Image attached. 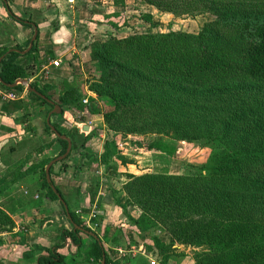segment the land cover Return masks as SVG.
I'll return each instance as SVG.
<instances>
[{
	"label": "trees",
	"instance_id": "1",
	"mask_svg": "<svg viewBox=\"0 0 264 264\" xmlns=\"http://www.w3.org/2000/svg\"><path fill=\"white\" fill-rule=\"evenodd\" d=\"M112 1L117 7L127 5V0ZM134 2L137 11L141 10V3L177 18L205 16L206 20L198 31L191 32L159 29L151 10H141L144 31L129 26L125 19L122 26L132 29L129 34L108 35L90 48L89 59L101 75L91 84L97 98L90 97L86 103L79 88L67 78L63 80L67 88L57 94L58 100L51 82L33 80L31 85L59 104L62 117L70 123L87 124L93 115L103 117L109 133L104 151L99 157L92 154L86 148L90 137L85 136L79 152L108 170L116 166L115 158L127 162L115 140L119 134L150 136L147 149L169 157L177 153L180 141L211 147V165L204 172L128 173L122 187L126 200L121 206L139 230L161 226L174 242L202 248L195 252V264H264V221H257L250 214L264 208V0ZM107 24L117 29L121 26L110 20ZM38 40L39 34L25 54L0 49V57L4 55L0 62V87L22 93L24 85H11L19 78H32L47 62L40 59ZM24 56L25 62L18 61ZM35 101L41 103L40 107L50 106L47 115L54 107L37 93L29 92L28 100L18 106L26 110L24 116L36 112ZM66 105L70 108L66 109ZM44 125L53 137L40 148L58 144L60 151L54 158L64 154L67 140L57 136L46 120ZM78 132V128H73L68 133L73 146L61 161L65 168L69 167L66 160L78 149ZM52 159L42 162L41 180L47 192L59 199L60 189L55 186V191L53 182L49 183L46 177L45 165ZM75 166L81 167L78 163ZM68 211L72 229L64 230V241L80 246L81 232L97 235L98 228H87L69 207ZM14 225L0 206V244L1 235ZM153 240L166 262L173 243L157 237ZM96 247L98 256L110 264L104 245L97 241ZM38 264L67 262L55 247L39 256Z\"/></svg>",
	"mask_w": 264,
	"mask_h": 264
},
{
	"label": "crops",
	"instance_id": "2",
	"mask_svg": "<svg viewBox=\"0 0 264 264\" xmlns=\"http://www.w3.org/2000/svg\"><path fill=\"white\" fill-rule=\"evenodd\" d=\"M94 1L0 0V49L7 48L9 51L27 53L37 28L40 59L47 62L43 63L42 68L35 75H45L48 72L49 75H53L52 78L60 79L63 77L60 67L53 66L51 62L57 59L63 60L66 54V57L73 61L78 58L76 53L80 58L83 57L84 51L80 52L77 48L76 40L82 37L81 34L86 36L87 29H91L92 20L99 22L93 7ZM105 2L109 5L107 12H112L110 16L108 15L109 19L116 18L113 13L118 12L120 7L115 6L112 0ZM128 2L127 0V4ZM100 21L105 20L100 19ZM71 49L75 50V58L70 56ZM50 53H56L58 57H48L47 54ZM26 59L24 56L18 61L25 62ZM26 91L25 87L22 91L24 95L21 96V93L18 100L24 101L28 98ZM8 102L9 111L5 109L6 103L0 102V206L11 216L15 225L1 235L0 264H38L39 256L48 254V250L55 247H58L59 252L65 256L67 264H98L103 258L98 256L97 241L107 250L111 259L110 264H152V262L195 264L193 254L197 251L196 248L174 242L171 235L161 226L141 231L129 220L121 206L126 200V194L122 190L125 182L111 187L105 185V178L109 176L105 165L91 160V163L97 165L98 176L94 178L92 175L88 178L89 181H84L90 159L80 152L76 159L72 154L70 159L73 160H66L68 168H65L61 161L54 163L50 173L51 181L60 189V194L65 198L68 207L80 219V210L85 212L86 208L89 211L97 206L102 212L98 216L100 225L96 236L85 231L80 233L82 239L80 246L70 240L64 241L63 232L72 229V224L62 201L53 198L43 186L40 167L47 158L54 159L60 147L56 144L45 150L44 147L40 148V145L49 143L53 135L43 134L42 137L37 138L35 133L31 134L33 114L24 116V110L18 107L23 104ZM51 123L65 131L67 127H74L77 122L70 123L61 114H53ZM79 125L78 123V129L81 127ZM65 133L64 135L69 136L66 131ZM94 140L95 138L90 140L91 144H87V147L93 151H95ZM99 142L101 143L96 142L99 147L96 151L98 156L104 151L105 139L102 141L101 137ZM119 149L125 156L129 154L128 150L124 152V147ZM77 150H81V147ZM114 162L122 163L117 158ZM77 163L80 168L75 166ZM48 164L45 165V169ZM119 172L136 173L126 170L125 167L119 168ZM95 180L99 181L98 185H93ZM121 180H125L124 177ZM86 183L89 186L85 190ZM154 237L169 244L173 243L170 258L166 262L163 252L154 243Z\"/></svg>",
	"mask_w": 264,
	"mask_h": 264
},
{
	"label": "rangeland",
	"instance_id": "3",
	"mask_svg": "<svg viewBox=\"0 0 264 264\" xmlns=\"http://www.w3.org/2000/svg\"><path fill=\"white\" fill-rule=\"evenodd\" d=\"M107 0H95L94 1V10L97 12V18L99 22L93 21V25H90L91 29H87L86 36L81 34L82 37L80 39H77V48L81 51H84L82 53V58H80V55L76 53L75 58V50L71 49L70 56L75 58V61L72 59H68L65 55V57L62 60V64L60 65V70L63 73V77L60 79L58 78H52L51 75L48 73V77H45L44 75H40L36 79L34 78L33 80H40L42 83H47L51 82L49 84H53L51 86H55L57 90H54V98L58 100V95L61 94V91L65 92L67 85H64L65 82L63 80L67 78L68 82L72 84V86L79 88V92L82 94V97L84 100H89L90 97H96V93L91 89V84L97 80L101 72L98 71L97 66L95 63L91 62L89 59V52L92 44L95 41L98 40H105L108 35H120V36H125L129 34L132 29H130L129 26L133 27H139V29H136L138 31H144V26L145 23L141 19V13L143 10L144 11H149L151 10L153 16H154V22L155 24H158V28L167 31L169 29H175V30H185V31H191V32H196L200 28V26L205 22L206 18L205 16H197V17H185V18H177L174 17L173 15H170L169 13L166 12H161L158 11L155 8H148V7H143V4H139V8L142 10H135L136 3L134 0H128V4L125 7H120L119 12H122L120 16H116V18H113L112 20L109 19L108 15L111 14L112 12H107L109 10V5ZM93 2V1H92ZM96 2V3H95ZM99 6H97V5ZM142 6V8H141ZM133 15V16H132ZM110 16V15H109ZM100 19L105 20V21H100ZM125 19L128 20L129 26H122L124 23ZM106 20H110L112 22H116L117 24L121 25L120 27L114 28L111 24H107ZM143 25V26H142ZM146 30V29H145ZM88 49V50H87ZM87 51V52H86ZM54 52V51H53ZM64 54V53H63ZM61 53V55H63ZM78 54V55H77ZM48 57H58L56 53H50L47 54ZM60 56V55H59ZM60 73V72H59ZM28 80L30 78H27ZM32 80V81H33ZM30 82V81H29ZM32 83V82H31ZM27 94L29 95V90L26 91ZM25 93V91H24ZM24 93L21 94V96L24 95ZM51 93V89L49 91ZM22 100V101H21ZM25 99L17 100L15 103L16 105L22 104L23 102L27 101ZM4 102V103H3ZM2 104L8 103V101H1ZM35 107L37 108L36 112L34 111L32 117V124L30 129L31 134L35 133L37 135V138L42 135L47 134L45 130V125L44 121L47 119L48 115L47 112L50 110V106H46V110H43L42 107H40L41 103L35 101L34 103ZM3 106V105H1ZM5 106V105H4ZM8 106V105H6ZM5 106L6 111H9L7 107ZM29 107V106H28ZM11 109V107H8ZM66 109L70 108L69 105L65 106ZM35 110V109H34ZM26 111V110H25ZM24 111V113H25ZM78 123L81 125V128L79 129L78 133H75L76 136V142L79 145L77 148L81 147L82 140H84L85 136H88V140L86 141V148L87 150H90V152L96 156H98V153L96 151L99 150L98 144L101 143L99 142V139L102 137V141L107 139L109 137L108 133V128L104 122L103 117L101 116H96L93 115L92 119L85 125L89 126L88 130H84L82 124L80 122L75 123L74 127H67L65 131H68V133H72L73 128H79L77 127ZM79 125V126H80ZM84 125V124H83ZM90 132V134H89ZM95 138L94 142V150L90 149L87 147V144H91L90 140ZM104 138V139H103ZM165 140H169V137L163 136L162 137ZM151 137L150 136H143V135H129L126 137H123L122 135H117L116 136V142L117 144H120L121 146L118 145L119 148L125 149L124 152L127 150L129 151V154H126L127 162H122L120 160L119 164L116 162V166H114V169L107 170L109 176L105 178V185H109V187L115 185L117 186L118 184H121L122 182H127L129 175L128 173L122 174L119 172V168L122 169V167H125L126 170H130L132 172H136L135 174L139 175L140 172H147V171H160V172H165V173H173V174H193L197 172H204L208 166L211 165L210 156L212 152L211 147H204L203 145H200L199 143H190L186 141H180L177 143L178 151L173 157H169L166 155L160 154L158 151H153V150H148L147 146L149 144ZM140 143V147L136 146V143ZM123 146V147H122ZM128 147V149H127ZM94 152V153H93ZM123 153V152H122ZM74 158L76 159L77 154H79V150H74L72 152ZM72 154L69 156L67 161L73 160L70 159L72 157ZM99 157V156H98ZM86 161V160H85ZM87 162V161H86ZM89 167L86 168V174L84 175V181L88 180L92 175L94 178L98 176L96 173V166L94 163H91L90 159V164L88 165ZM104 169V170H105ZM124 169V168H123ZM127 172V171H126ZM134 174V173H131ZM124 175V176H123ZM125 180H121L123 178ZM83 182V178L81 180V183ZM85 183V182H84ZM87 184V183H86ZM84 185V189L86 190L88 188V184ZM99 181L95 180L93 181V185H98ZM82 185V184H81ZM103 185L104 187H106ZM107 188V187H106ZM66 199H68L67 196H65ZM88 211V210H87ZM251 216L256 219L257 221H264V208H257L253 212H250ZM196 248V247H194ZM197 251H200L202 248H196ZM194 254L195 255V252Z\"/></svg>",
	"mask_w": 264,
	"mask_h": 264
},
{
	"label": "water",
	"instance_id": "4",
	"mask_svg": "<svg viewBox=\"0 0 264 264\" xmlns=\"http://www.w3.org/2000/svg\"><path fill=\"white\" fill-rule=\"evenodd\" d=\"M37 36H38V29L36 28L35 29V32H34V35H33L32 39H31V42H30V45H29L28 50H30L32 48V46L34 45V42H35ZM2 59H3V56L0 58V62H1ZM0 81H1V79H0ZM18 84L24 85L27 88V90H29V92L37 93L38 95H40L42 98L46 99L48 102H50L54 106L53 109L49 112L46 121L51 126L52 130L55 131V133H56L57 136H59L62 139H66L67 142H68V147H67L66 152L64 154H62V155L54 158L53 160H51L49 162V164L47 165V167H46V177H47L48 182L51 183L52 181H51L50 169H51L52 165L54 163H56V162L62 161L65 158H67V156L70 154V152L72 150V146H73L72 139L69 136H67V135H64V134L59 133L57 131V129L55 128V126L51 123V116L53 114H61L62 107L59 104H57L54 100L46 97V95H44V94L40 93L39 91H37V89L31 85V83L29 82V80L27 78H19L11 86L14 87V86H16ZM45 108H46L45 106L42 107V109H45ZM88 128H89L88 125H84V130H88ZM51 186L56 191L55 186L53 184H51ZM58 197L63 202V204H64L67 212H69L68 211V205L64 201V199H63V197H62V195L60 193H58ZM68 216H69V218H71V216H70L69 213H68ZM90 234L96 236L92 232H90ZM102 264H105V259L104 258L102 260Z\"/></svg>",
	"mask_w": 264,
	"mask_h": 264
},
{
	"label": "built area",
	"instance_id": "5",
	"mask_svg": "<svg viewBox=\"0 0 264 264\" xmlns=\"http://www.w3.org/2000/svg\"><path fill=\"white\" fill-rule=\"evenodd\" d=\"M51 64L55 67H60V65L62 64V60L61 59L53 60ZM44 76L48 77V72H46ZM37 77L39 76L35 75L29 80H33L34 78L36 79ZM20 97L21 96L17 94L15 91L7 90V89L0 87V102L1 101H15V100H18ZM84 102L86 103L87 100H84ZM118 145L121 146L120 144ZM79 213L81 215L82 221L85 223L87 228L91 230H96L99 227L100 224H99L98 216L101 215L102 212L98 209L97 206H94L91 210L86 212V214L82 210H80ZM152 264H156V263L152 262Z\"/></svg>",
	"mask_w": 264,
	"mask_h": 264
}]
</instances>
